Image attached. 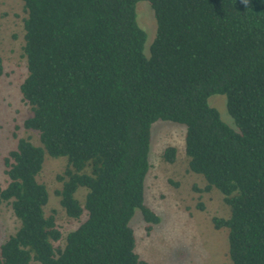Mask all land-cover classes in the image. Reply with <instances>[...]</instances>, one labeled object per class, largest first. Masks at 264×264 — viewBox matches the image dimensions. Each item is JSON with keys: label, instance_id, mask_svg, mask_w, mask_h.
<instances>
[{"label": "trees", "instance_id": "trees-1", "mask_svg": "<svg viewBox=\"0 0 264 264\" xmlns=\"http://www.w3.org/2000/svg\"><path fill=\"white\" fill-rule=\"evenodd\" d=\"M27 76L20 86L31 114L4 159L19 229L0 245V264H149L135 253L136 210L149 232L160 218L145 204L151 127H185L189 170L215 189L229 216L228 262L264 264V0H20ZM156 20L146 32L136 6ZM0 58V77L3 75ZM223 95L237 131L209 99ZM45 156L66 158L56 192L66 215L86 220L65 245L49 194L37 180ZM173 163L176 149L162 155ZM85 189L83 204L77 199Z\"/></svg>", "mask_w": 264, "mask_h": 264}, {"label": "rangeland", "instance_id": "rangeland-1", "mask_svg": "<svg viewBox=\"0 0 264 264\" xmlns=\"http://www.w3.org/2000/svg\"><path fill=\"white\" fill-rule=\"evenodd\" d=\"M136 19L146 32V56L155 37L156 20L151 6L143 1L136 6ZM27 17L20 0H0V58L4 72L0 77V186L8 183L4 159L16 148L18 139H27L39 145L35 132L23 129V122L31 114L23 101L20 86L27 76L24 55V19ZM229 127H237L227 111L223 95L209 99ZM185 127L168 121H157L151 127L149 152L150 168L145 179V204L160 218L151 231L146 230L139 210L130 221L136 239L135 253L149 264H221L228 262L227 232L216 230L213 218L229 216V208L222 195L215 189L206 191L205 180L189 170L184 151ZM167 147L176 149L173 163L166 162L162 155ZM66 158L45 156L42 171L37 177L46 186L49 200L45 216L53 215L62 239L55 243L63 248L66 236L86 220L69 218L60 205L56 194L62 184L57 180L66 167ZM85 189H79L76 197L83 204ZM20 227L10 203L0 205V245ZM36 264V263H33Z\"/></svg>", "mask_w": 264, "mask_h": 264}, {"label": "clouds", "instance_id": "clouds-1", "mask_svg": "<svg viewBox=\"0 0 264 264\" xmlns=\"http://www.w3.org/2000/svg\"><path fill=\"white\" fill-rule=\"evenodd\" d=\"M241 2L247 5L249 3V0H241Z\"/></svg>", "mask_w": 264, "mask_h": 264}]
</instances>
